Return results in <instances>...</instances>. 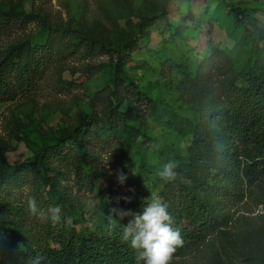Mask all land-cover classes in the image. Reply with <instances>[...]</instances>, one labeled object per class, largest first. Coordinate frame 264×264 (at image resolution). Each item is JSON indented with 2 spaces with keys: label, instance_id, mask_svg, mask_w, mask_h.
<instances>
[{
  "label": "rangeland",
  "instance_id": "rangeland-1",
  "mask_svg": "<svg viewBox=\"0 0 264 264\" xmlns=\"http://www.w3.org/2000/svg\"><path fill=\"white\" fill-rule=\"evenodd\" d=\"M0 9L37 16L0 35V61L29 33L49 39L53 54L42 77L24 89L14 80L6 93L13 97L0 99V169L23 168L0 196L11 202L20 237L35 226L27 201L41 192L67 206V196L55 195L67 190L86 224L105 234L107 207L135 213L155 191L174 215L177 184H187L217 222L170 264H249V256L264 264V178L222 195L230 185L213 120L223 106L220 83L246 85L257 60L264 69V0H0ZM44 143L53 148L42 156ZM32 159L37 167L51 159L41 172L61 170L62 187H39L34 174L26 180ZM169 159L179 176L164 183L157 172ZM3 244L0 258L13 259L14 247Z\"/></svg>",
  "mask_w": 264,
  "mask_h": 264
},
{
  "label": "trees",
  "instance_id": "trees-1",
  "mask_svg": "<svg viewBox=\"0 0 264 264\" xmlns=\"http://www.w3.org/2000/svg\"><path fill=\"white\" fill-rule=\"evenodd\" d=\"M36 18L32 12L0 9V35L15 25L25 26L23 24L27 25ZM50 50L49 39L34 40L30 33L10 44L0 61V99L13 97L6 93H9L14 80L18 81V89H24L36 78L42 77L43 69L53 61ZM246 80V85L224 81L217 87L223 106L213 120L222 129L220 155L226 166L224 176L227 184L232 186L222 188L221 193L225 196H230L239 183L252 185L264 178V69L260 61H256V66L248 73ZM113 94L117 100L118 95L115 92ZM52 146L44 143L39 152L44 156L45 151L52 149ZM37 163L36 159L27 163L26 180H30L34 174L32 181L39 187L44 184L62 187L61 180H58L61 170L53 175L41 172L43 163L49 169L51 159L41 161L39 167ZM4 166L0 169V192L4 184L22 177L23 171L20 164L9 165V171L3 170ZM177 194L178 209L172 215L173 227L180 229L184 245L177 249L173 257L183 254L189 241L205 237L217 222L210 205L204 202L196 190L187 184H177ZM55 195L57 198L67 196L68 205L49 196L44 197L42 192L36 202L39 201L38 207L46 213L50 207L59 205L62 209L61 223L53 226L49 219L33 216L36 223L34 228L25 229L28 234L26 238L20 237L14 229V226H21L15 225L10 216L11 202L7 197L0 196V247H5L4 241L14 247V251H11L14 258L5 254L0 258V264H27L29 258L37 255L45 258L42 264H136L129 243L122 240L123 226L133 219L132 216L125 217L114 231L109 229L105 234H99L86 224L81 206L73 204L67 190L56 192ZM112 197L115 203L116 192ZM144 201L135 213H142ZM65 216L73 218L70 227L63 222ZM254 258L249 256L246 260L250 264Z\"/></svg>",
  "mask_w": 264,
  "mask_h": 264
},
{
  "label": "clouds",
  "instance_id": "clouds-1",
  "mask_svg": "<svg viewBox=\"0 0 264 264\" xmlns=\"http://www.w3.org/2000/svg\"><path fill=\"white\" fill-rule=\"evenodd\" d=\"M178 161L169 159L162 164L157 172L160 180L164 183L175 182L179 176L177 169ZM127 179L122 171L117 172V180L124 184ZM126 203L131 202L130 197H120ZM28 211L31 215L41 219H49L53 226L61 223L62 209L59 205L50 207L47 213L40 209L36 199L30 197L27 201ZM168 204L158 192L151 191L150 197L144 201L142 213H134L120 207H113L107 214V227L115 230L120 220L132 216L126 226H123L122 240L129 243L134 252L136 264H170L174 253L183 247L184 239L179 228L173 227V217L168 211ZM65 226L73 224V218L63 217ZM44 257L37 255L29 258L27 264H42Z\"/></svg>",
  "mask_w": 264,
  "mask_h": 264
}]
</instances>
